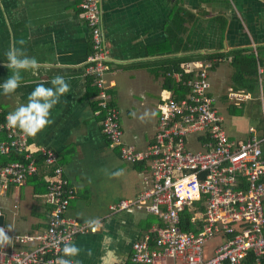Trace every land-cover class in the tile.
<instances>
[{
  "label": "crops",
  "instance_id": "obj_1",
  "mask_svg": "<svg viewBox=\"0 0 264 264\" xmlns=\"http://www.w3.org/2000/svg\"><path fill=\"white\" fill-rule=\"evenodd\" d=\"M80 3L0 0V84L11 75L4 63L12 44L40 64L38 75L22 72L21 87L14 95L5 96L0 88V108L14 111L27 103L38 83L52 87L50 81L57 75L70 84V91L52 109V123L35 138L29 137V147L36 158L42 156L37 152L41 146L56 153L55 164L75 188L67 215L79 222H98L96 231L74 237L72 243L81 253L70 259L80 264H128L133 243L161 226L156 222L161 219L135 204L118 210L110 206L134 201L151 186V163L124 160L102 130L103 115L96 113L98 89L88 72L92 33ZM99 6L110 66L106 78L127 143L145 150L154 142L158 104L166 97H188L192 92L183 83L193 77L183 68L192 60L212 62L208 92L215 102L221 96L231 106L228 124L216 108L229 137L245 140L252 124L257 136H264V0H99ZM168 78L188 86L189 92L173 95ZM146 111L156 115L141 121ZM262 149L264 154V141ZM55 164H50L53 169ZM35 189L47 185L30 179L7 189L0 186L6 199L0 202V214L10 233V248H34L35 243L17 242L12 235L37 233L47 226L48 189L42 194ZM7 198H14L13 209ZM15 206L21 211L17 213Z\"/></svg>",
  "mask_w": 264,
  "mask_h": 264
},
{
  "label": "built area",
  "instance_id": "obj_2",
  "mask_svg": "<svg viewBox=\"0 0 264 264\" xmlns=\"http://www.w3.org/2000/svg\"><path fill=\"white\" fill-rule=\"evenodd\" d=\"M80 5L92 33L94 51L88 58V72L94 75L98 89L96 113L103 115L102 130L109 145L118 148L124 160L150 159L151 163V186L138 199L121 200L110 208L118 210L135 204L163 222L133 243L130 261L133 264H247L252 256L261 264L264 260V136L258 137L252 124L245 140L229 137L221 124L215 99L208 92V70L212 62L192 60L183 65L193 76L183 81L192 92L188 97H166L158 104L154 142L145 150L127 143L106 78L110 66L99 0H81ZM8 113L0 108V133L6 135L0 141V156L17 150L25 157L0 163V186L4 189L11 183L21 185L27 175L38 170L29 137L6 127ZM37 152L49 164L58 162L56 153L48 148L41 146ZM47 189L51 211L46 228L11 237L36 246L10 248L9 243L0 246V264H54L63 255L65 243H72L80 233L97 230V221L79 222L67 215L75 188L60 165L55 164L53 173L48 175ZM0 227L9 237L8 228ZM215 236L224 241L205 257L204 244Z\"/></svg>",
  "mask_w": 264,
  "mask_h": 264
},
{
  "label": "clouds",
  "instance_id": "obj_3",
  "mask_svg": "<svg viewBox=\"0 0 264 264\" xmlns=\"http://www.w3.org/2000/svg\"><path fill=\"white\" fill-rule=\"evenodd\" d=\"M20 45L24 44L23 40L19 41ZM7 62L4 67L10 70L11 75L0 84L5 96L14 95L21 87L22 72H30L32 75H38L40 67L39 61L34 57H29L22 48L16 44L10 45L5 53ZM52 87H46L44 83H38L34 90L28 95L27 103L20 104L14 111L9 112L6 116V127L11 130H19L24 136L35 138L50 123L52 109L60 102V98L70 91V84L63 76L57 75L50 81ZM156 112H145L139 118L141 121L146 117L154 118ZM135 116V113H133ZM119 175V173H116ZM95 230V229H93ZM10 243L3 227H0V246ZM63 255L58 256L54 264H80L77 259L81 249L73 243H65Z\"/></svg>",
  "mask_w": 264,
  "mask_h": 264
},
{
  "label": "trees",
  "instance_id": "obj_4",
  "mask_svg": "<svg viewBox=\"0 0 264 264\" xmlns=\"http://www.w3.org/2000/svg\"><path fill=\"white\" fill-rule=\"evenodd\" d=\"M179 68H180V66L178 65L176 67V69H179ZM165 75H166V71H165ZM167 85H168L169 89L173 92V95H175V96H183V95L187 94L190 90V88H188V86L186 87V86H182L181 84L174 83L171 79H169L167 81ZM110 92H111V90H110ZM112 104H113V102H112ZM4 113H6V112H4ZM5 138H6V135L4 133H0V141H2ZM24 157H25V155L23 152L17 151V150H12L11 152L7 153L6 155L0 156V163L5 164V163L13 162V161H19V160H23ZM37 164H38L37 172L35 174H32V175H27V177L25 178L24 181L33 179V180L38 182V180H42L46 186L47 185V179L46 178L48 175L53 173V165L48 164L42 156H38V155H37ZM9 185H15V184L11 183ZM46 191H47V189H35V193H38V194L45 193ZM187 213L188 212H186L185 214L187 215ZM156 222L159 225L163 224V222L159 219H157ZM186 226H187V224H186ZM128 264H133V263L131 261H129ZM247 264H257V263H256L255 259H253V257L250 256L247 260ZM261 264H264V260L262 261Z\"/></svg>",
  "mask_w": 264,
  "mask_h": 264
},
{
  "label": "rangeland",
  "instance_id": "obj_5",
  "mask_svg": "<svg viewBox=\"0 0 264 264\" xmlns=\"http://www.w3.org/2000/svg\"><path fill=\"white\" fill-rule=\"evenodd\" d=\"M215 106L216 108L219 109L220 113L223 114L225 116V123L228 124V118L231 117L227 107H231L228 105L227 100H225L224 98L220 97H216V102H215ZM190 147H192V145H188ZM2 200L6 201L5 196L0 195V202H2ZM8 200V206L11 205V209H13V204L15 202L14 198H7ZM16 212H20L22 208L15 206ZM158 218V217H157ZM7 226H9V229L12 230V226L10 224V220L7 222ZM223 238L219 237V236H215L214 238L209 239L205 244H204V251H205V257H208L213 249L220 245L223 242Z\"/></svg>",
  "mask_w": 264,
  "mask_h": 264
},
{
  "label": "water",
  "instance_id": "obj_6",
  "mask_svg": "<svg viewBox=\"0 0 264 264\" xmlns=\"http://www.w3.org/2000/svg\"><path fill=\"white\" fill-rule=\"evenodd\" d=\"M4 225V215L0 214V226Z\"/></svg>",
  "mask_w": 264,
  "mask_h": 264
}]
</instances>
